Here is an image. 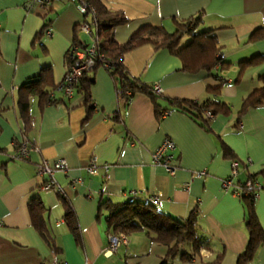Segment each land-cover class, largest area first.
I'll use <instances>...</instances> for the list:
<instances>
[{"label":"crops","instance_id":"0c3cea01","mask_svg":"<svg viewBox=\"0 0 264 264\" xmlns=\"http://www.w3.org/2000/svg\"><path fill=\"white\" fill-rule=\"evenodd\" d=\"M28 1L0 0V264H52L53 260L61 264H208L216 258L218 262L210 264H235L248 241L247 211L237 196L222 187V180L237 160L235 181L255 174L264 184V104L239 114L243 100L264 86V0H100L109 12L127 19L113 29L118 45L126 44L145 25L162 26L164 34L151 36L162 41L178 21L197 13L201 21L196 30L214 31L222 64L211 72L185 71L175 53L155 49L151 42L124 54L129 75L160 86V104L169 112L159 120L144 93H135L123 104L109 73L100 67L91 73V110L77 91L71 98L56 93L58 101L52 103H41L39 93H29L22 107L19 100L26 93L21 86L25 81L49 67L51 83H58L67 68L70 44L75 38L91 43L90 35L79 29L83 21L91 24V15H81L72 0H52L48 12L35 6L29 9ZM46 20L51 34L36 38ZM183 37L181 44L189 38ZM248 60L252 63L241 65ZM208 98L227 104L229 111L214 114L207 127L168 102L201 103ZM22 138L27 141L28 156L14 159ZM164 138L175 144L173 174L151 162V152ZM57 159L67 164L65 171H55L54 179L76 215L78 242L64 220L56 192L42 189L45 177L37 173L38 164ZM90 165L98 167L97 174L87 171ZM202 169L205 174L196 176ZM72 179L80 181L72 187ZM132 196L179 218L196 207L198 232L207 250L190 262L178 257L163 261L165 245L151 241L144 232H132L126 236V245L104 252L106 211L99 202L119 203ZM31 198L42 206L53 248L31 223ZM254 210L264 231V190L257 192ZM248 264H264V244Z\"/></svg>","mask_w":264,"mask_h":264},{"label":"trees","instance_id":"16d2710c","mask_svg":"<svg viewBox=\"0 0 264 264\" xmlns=\"http://www.w3.org/2000/svg\"><path fill=\"white\" fill-rule=\"evenodd\" d=\"M78 1L87 2L96 9V34L100 40L95 64L83 71L78 82L75 84V91L84 95L88 111L92 109V99L89 91L90 86L93 84L91 73L100 67L109 73L114 83L115 93L123 101V104L126 105L135 93H144L150 98L158 120L169 112L168 109L161 106L159 100L163 96L161 92L155 91L154 84L141 82L139 79L129 75L124 67V54L144 42H151L155 49L164 47L175 53L181 59V68L188 72L199 70L211 72L216 66L222 64V55L214 31L212 29L196 30L195 28L201 21L199 13L178 21L174 31L172 33H165V39L162 41L151 37L164 34L162 26L145 25L134 32L126 44L118 45L113 39V29L115 26L124 23L127 19L120 16L118 12H109L100 0ZM47 27L48 20L45 21L43 27L36 33L35 37L41 38L43 35H46ZM183 36L189 38L184 44H181ZM72 43L83 47L86 46L78 42L76 38ZM65 61L68 67L71 63L68 50L65 54ZM104 62H107L109 67H102ZM251 63L252 60H248L242 62L241 65L246 66ZM56 85L57 83H51L50 68H43L36 77L25 81L21 85L25 88L24 91L26 92L20 95L19 101L21 106L25 107L29 93H39L41 103L58 101L57 98L50 96V92ZM46 86H50L51 89L45 91ZM208 89L214 92L217 91L216 88ZM168 102L174 105L177 110L190 116L192 120L202 127L208 126V122L214 114L227 113L229 111L227 104L214 98H208L201 103L182 99H168ZM262 104H264V86L254 90L243 100L239 114L244 113L249 108ZM206 112H210L211 117ZM116 116L118 115L116 114ZM261 175H264V170L261 172ZM247 180H250V184L248 185L246 184ZM238 183L241 193L237 197L244 204L247 211L245 226L248 231V241L244 251L237 256L235 264H248L258 247L264 244V231L254 210L256 193L258 190H264V184L257 179V175L255 174L248 175L245 181H239ZM55 192L64 209V220L74 240L78 242L80 238L78 223L70 200L63 188ZM99 206L106 211L107 235L109 233H123L127 236L132 232H144L151 241L166 246V254L163 261L178 257L183 262H190L196 257H201L202 253L207 250L203 235L198 232L199 213L196 207L187 216L179 218L165 213L151 202L136 199L133 196L130 200L119 203H112L108 199H103L100 200ZM28 210L32 225L53 248L54 243L46 231L43 209L38 199L31 198L28 201ZM186 243L189 245L183 246ZM218 260L216 258L213 262L217 263ZM213 262H208V264Z\"/></svg>","mask_w":264,"mask_h":264},{"label":"built area","instance_id":"2783aa9c","mask_svg":"<svg viewBox=\"0 0 264 264\" xmlns=\"http://www.w3.org/2000/svg\"><path fill=\"white\" fill-rule=\"evenodd\" d=\"M52 0H29L27 7L29 9L38 7L43 11H48L51 6ZM75 3V7L81 15H91V24L88 22H81L79 29L85 33H88L91 37V43L86 46H80L76 43H71L68 49V54L71 59V63L68 65L62 79L57 83L56 87L50 92L51 97H55L56 93L62 94L66 98H71L75 91V84L78 82L79 77L83 71L91 68L95 64V59L98 56V49L100 47V40L97 37L95 25L96 9L87 2L72 0ZM96 26V27H95ZM46 35H50V29L45 32ZM264 36V31H263ZM102 67H109L107 62L102 64ZM154 89L157 92H161L159 85L154 84ZM211 117L210 112H206ZM16 154L14 159L22 160L28 156V145L25 138H22L17 144ZM175 144L169 138H164L161 143L151 152V162L161 165L165 171L169 174H173L175 171V165L173 163L174 157L172 150ZM67 164L63 159H57L53 163L49 164L47 161H43L37 166V173L40 176L45 177V181L42 183L41 188L44 190L60 191L62 188L54 179L55 171H65ZM103 169L107 171L108 165H104ZM87 171L90 174H97L98 167L96 165H90L87 167ZM238 172V161L233 160L230 164V174L224 180H222V187L229 190L232 194L237 196L241 193L240 185L234 180ZM205 174V169L196 171V176ZM80 179H72L70 186H75ZM247 185L250 184V180H247ZM259 191V190H258ZM257 194V193H256ZM152 199L155 201L156 196ZM108 245L104 252H113L120 245H126V236L123 233L107 235ZM52 264H61L56 260L52 261Z\"/></svg>","mask_w":264,"mask_h":264},{"label":"rangeland","instance_id":"374dc122","mask_svg":"<svg viewBox=\"0 0 264 264\" xmlns=\"http://www.w3.org/2000/svg\"><path fill=\"white\" fill-rule=\"evenodd\" d=\"M184 39H186L187 37L186 36H184L183 37ZM188 243H186V244H184L183 246H186ZM189 245V244H188ZM188 247V246H187ZM183 249V248H182Z\"/></svg>","mask_w":264,"mask_h":264}]
</instances>
